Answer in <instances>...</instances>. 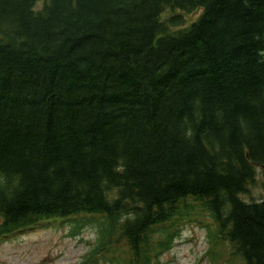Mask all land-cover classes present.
<instances>
[{
  "label": "trees",
  "instance_id": "16d2710c",
  "mask_svg": "<svg viewBox=\"0 0 264 264\" xmlns=\"http://www.w3.org/2000/svg\"><path fill=\"white\" fill-rule=\"evenodd\" d=\"M79 215L110 264L188 223L264 264V0H0V238Z\"/></svg>",
  "mask_w": 264,
  "mask_h": 264
},
{
  "label": "rangeland",
  "instance_id": "374dc122",
  "mask_svg": "<svg viewBox=\"0 0 264 264\" xmlns=\"http://www.w3.org/2000/svg\"><path fill=\"white\" fill-rule=\"evenodd\" d=\"M42 4L40 1L39 8ZM169 13H163L161 18H166ZM200 13L197 10L184 15V24L195 21ZM261 194L258 182L243 198L254 201L260 199ZM101 219L79 215L13 231L0 239V264H110L109 257L90 256L97 242L98 222ZM201 221L203 224L208 222L205 218ZM219 251L212 245L207 227L188 223L182 226L173 248L160 257V264H226V260L229 264V252L221 251L217 256Z\"/></svg>",
  "mask_w": 264,
  "mask_h": 264
}]
</instances>
